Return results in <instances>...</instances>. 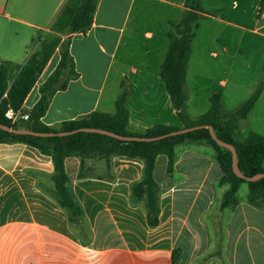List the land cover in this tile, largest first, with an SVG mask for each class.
<instances>
[{
	"label": "crops",
	"instance_id": "obj_1",
	"mask_svg": "<svg viewBox=\"0 0 264 264\" xmlns=\"http://www.w3.org/2000/svg\"><path fill=\"white\" fill-rule=\"evenodd\" d=\"M67 1L0 0V62L24 65L41 37L52 30ZM256 1L201 0L208 14L194 27L185 90L186 105L193 95L202 97L203 107L206 100L208 108L194 119L185 111L190 120L208 111L212 94H219L223 101L232 68L234 94L239 95L240 76L248 68L239 59L246 47L247 33L264 38L259 33L264 29L259 18L264 2L251 9L247 6ZM183 3L184 0H99L90 29L71 37L69 52L77 75L64 90L54 93L41 123L56 128L92 112L111 114L124 85L130 133L143 135L156 125L181 128L160 80L159 68L167 51L170 26L180 21ZM36 32L42 35L33 45ZM30 45V52H25ZM57 53L56 50L24 100V110L30 111L38 101L39 86L59 61ZM45 71L48 73L42 79ZM222 74L227 80H220ZM257 87L255 81L246 96ZM262 97L264 91L256 104ZM15 121L25 122L19 118ZM86 162L90 171L78 179L79 159L64 160L65 174L82 211V218L70 223L64 210L46 194L53 188L50 158L24 144H0V264H173V252L179 250L178 224L182 223L175 215L177 185L158 183V225L150 228L142 206L130 204V186L141 179L142 161L114 157L108 172L102 160ZM179 162H175L174 175L181 173L177 169ZM162 167L169 179L166 161ZM95 169L101 175H93Z\"/></svg>",
	"mask_w": 264,
	"mask_h": 264
},
{
	"label": "trees",
	"instance_id": "obj_2",
	"mask_svg": "<svg viewBox=\"0 0 264 264\" xmlns=\"http://www.w3.org/2000/svg\"><path fill=\"white\" fill-rule=\"evenodd\" d=\"M99 0H68L57 16L50 33L39 40L35 52L24 65L0 62V124L13 129H27L38 133H63L77 129H100L124 137H160L180 129L196 126H210L221 141L232 145L237 156V166L245 177L264 174V136L249 132L245 139L236 138L238 123L245 120L254 108L264 85H260L250 98L237 110L222 114L221 97L212 94L208 111L197 120H190L185 114L187 94L185 90L186 70L190 59L191 41L194 27L206 13L202 9L201 0H184V12L177 24L171 25L168 32V47L159 68L160 80L164 84L181 128L156 125L149 128L143 135L133 134L127 130L129 114L125 106L127 90L124 85L114 102L111 114L92 112L86 117L60 123L56 128L41 123L51 97L55 92L64 90L67 82L76 77L74 62L69 52L71 37L74 34L86 33L93 22ZM59 61L39 86V99L30 111L23 109V103L46 64L55 51ZM8 110L14 113L29 114L25 122L11 121L5 117ZM20 143L37 150L41 155L50 158L53 174L50 177L53 188L46 192L64 212L70 223H77L82 218V211L71 191V182L65 174L64 160L74 157L79 159L78 179L85 178L90 168L86 161H104L105 171L110 170L111 159L118 156L139 159L143 163L141 179L130 186V204L142 206L145 211L146 223L150 228L158 225L160 188L154 180L153 173L159 156L166 158V175L172 176L176 162L177 146L194 144L210 147L213 160L218 166L219 186H227L223 193L220 208L237 206L236 194L242 184L248 186L247 203L249 206L264 210V178L255 182H246L237 178L231 167V153L219 147L210 137L207 129H200L186 134L168 137L154 142H118L107 136L78 132L65 137L39 138L28 135H13L0 130V144ZM113 177L108 174V179ZM179 250H174L172 263L176 264Z\"/></svg>",
	"mask_w": 264,
	"mask_h": 264
},
{
	"label": "rangeland",
	"instance_id": "obj_3",
	"mask_svg": "<svg viewBox=\"0 0 264 264\" xmlns=\"http://www.w3.org/2000/svg\"><path fill=\"white\" fill-rule=\"evenodd\" d=\"M262 2L264 0L251 4L247 2V6L251 9ZM262 23L264 20H261ZM259 33L264 34V29H259ZM41 35L40 32L34 34L33 45ZM33 45L27 47L25 52L29 53ZM239 59L248 64V68L240 76V86L244 89L241 88L239 95L234 94L235 72L232 68L221 102L223 115L234 112L250 98L252 94L246 96V93L255 81H258V86L264 85V38L247 33L246 47L242 49ZM47 70L50 71L51 68ZM47 73L45 71L42 79ZM219 78L227 80L223 74ZM204 103L205 107L202 97L194 98L191 95L185 108L186 114L192 119L200 116L208 108V102L205 100ZM249 132L264 136V97L247 118L238 123L236 138L243 140ZM175 153L176 160L180 161L177 169H181V173L173 174L169 179L165 177L162 165L166 158L161 156L155 180L161 184L168 181L175 183L178 188L175 215L182 223L178 224L177 229L179 253L176 263L264 264V210L248 205L247 184H242L236 194L237 207L221 210L220 201L228 187L218 185L220 172L213 160V150L206 146L185 144L177 146ZM92 174L99 176L101 172L95 169Z\"/></svg>",
	"mask_w": 264,
	"mask_h": 264
},
{
	"label": "water",
	"instance_id": "obj_4",
	"mask_svg": "<svg viewBox=\"0 0 264 264\" xmlns=\"http://www.w3.org/2000/svg\"><path fill=\"white\" fill-rule=\"evenodd\" d=\"M200 129H207L209 131L210 137L212 138V140L215 142L217 146L223 147L227 149L228 151H230L232 172L237 178L244 180L246 182H255L259 179L264 178V174H258L253 177H245L244 175H242L237 166V156H236L235 148L232 145L227 144L221 141L220 139H218L214 133V130L210 126H196V127H191L187 129H180L178 131H175V132H172V133L160 136V137L145 138V137H124V136L116 135L112 132H108V131H104L100 129H88V128H82V129H77L71 132H63V133H56V134L38 133V132H33L27 129H13L8 126L0 124V130L13 134V135H28V136H34V137H39V138H46V137H54V136L65 137V136H69L71 134H75L78 132H84V133H93V134L107 136L118 142H154V141L162 140L168 137L182 135V134H186V133L200 130Z\"/></svg>",
	"mask_w": 264,
	"mask_h": 264
},
{
	"label": "built area",
	"instance_id": "obj_5",
	"mask_svg": "<svg viewBox=\"0 0 264 264\" xmlns=\"http://www.w3.org/2000/svg\"><path fill=\"white\" fill-rule=\"evenodd\" d=\"M259 18L264 20V11H261L259 14ZM5 117L10 119L11 121H15L17 118H19L22 121H28L29 120V114H19V113H14L12 110H8L5 114Z\"/></svg>",
	"mask_w": 264,
	"mask_h": 264
}]
</instances>
